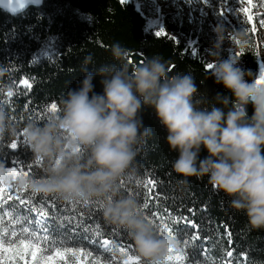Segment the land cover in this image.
Masks as SVG:
<instances>
[{
	"label": "trees",
	"instance_id": "16d2710c",
	"mask_svg": "<svg viewBox=\"0 0 264 264\" xmlns=\"http://www.w3.org/2000/svg\"><path fill=\"white\" fill-rule=\"evenodd\" d=\"M162 22L164 34L157 36ZM173 32L188 41L174 39ZM117 43L143 58L159 55L173 74L190 73L209 97L227 95L208 76L204 47L184 25L148 18L131 1L42 0L15 15L0 10V112L17 129L15 139L0 136V169L17 166L25 177L40 175L45 162L32 158L19 129L29 118L43 120L58 111L61 96L79 86L84 62L92 61L90 71L112 62L110 49ZM231 53L245 70L264 71L259 53ZM93 83L101 92L99 79ZM141 116L152 134L136 157L134 175L122 178L120 187L123 195L137 199L158 235L177 241L166 264H264V231H250L244 215L230 211L206 178L178 188L170 172L176 154L168 150L166 133L150 109ZM100 207L99 201L62 202L18 188L0 202V237L6 245L21 239L37 244L43 255L74 249L111 264H141L127 234L103 222Z\"/></svg>",
	"mask_w": 264,
	"mask_h": 264
},
{
	"label": "clouds",
	"instance_id": "9594fccd",
	"mask_svg": "<svg viewBox=\"0 0 264 264\" xmlns=\"http://www.w3.org/2000/svg\"><path fill=\"white\" fill-rule=\"evenodd\" d=\"M208 76L223 87L209 97L190 73L169 74L159 55L130 65L131 50L110 49L111 61L89 70L43 120L27 119L19 129L32 158L45 162L39 176L18 177L16 186L41 198L89 204L101 202L103 222L127 234L141 264H166L178 243L160 236L132 196L122 194V178L132 177L140 149L152 134L141 116L150 109L175 153L170 172L177 187L204 181L222 195L230 211L243 214L250 231H264V71L252 73L221 55L225 43L241 54L264 51V29L253 37L246 27L211 29ZM102 91L96 92L93 80ZM251 106V114H249ZM17 129L0 112V136ZM205 155L201 156V153ZM0 170V184L10 181Z\"/></svg>",
	"mask_w": 264,
	"mask_h": 264
},
{
	"label": "rangeland",
	"instance_id": "374dc122",
	"mask_svg": "<svg viewBox=\"0 0 264 264\" xmlns=\"http://www.w3.org/2000/svg\"><path fill=\"white\" fill-rule=\"evenodd\" d=\"M125 2H133L135 8L148 18L154 19L155 17H164L167 23L176 22L178 25H184L189 32L193 35L194 39L199 40L200 46L204 47V57L209 62L211 57L209 54L211 29L215 25H221L227 32H232L236 29L246 27L250 34L255 37L260 29H264V0H252L249 5L247 0H156L153 4L152 0H124ZM159 6L160 11H156ZM248 9L249 14L253 16L251 25L247 23L246 15L243 10ZM161 28L165 30V24L162 22ZM172 37L178 41L187 42L186 36L173 32ZM233 59H236L231 52H237L234 48L225 43L221 52H224ZM259 56L264 58V51H260L258 47ZM222 55V54H221ZM239 66L240 63L238 62ZM5 171L11 178L6 184H0V202L5 197L15 196L16 180L18 177H25V172L19 167L14 166L11 168L0 169ZM48 256L40 253L36 264L40 261L47 259ZM0 259H13L8 254H0ZM19 259V258H17ZM28 264H32L30 257H25ZM57 264H111L100 261L98 258L77 252V255L55 257Z\"/></svg>",
	"mask_w": 264,
	"mask_h": 264
},
{
	"label": "snow or ice",
	"instance_id": "6c2138e0",
	"mask_svg": "<svg viewBox=\"0 0 264 264\" xmlns=\"http://www.w3.org/2000/svg\"><path fill=\"white\" fill-rule=\"evenodd\" d=\"M121 2H124V0H121ZM153 4L156 3V0H152ZM248 4H252V0H247ZM156 11L159 12L160 8L159 6L156 7ZM244 14L246 15V20L249 25L253 22V16L249 14L248 9L243 10ZM157 36H160L164 34V28H161L159 31L155 33ZM189 44L192 43L191 40L188 42ZM193 54H195V50H193ZM208 67H211V65H208ZM52 109L55 111L56 105H52ZM12 149L18 150L17 144L13 143L11 144ZM146 207V206H145ZM41 215H44V213H41ZM147 219V217H145ZM150 223H152L151 220H149ZM41 253V247L34 243H29L28 241L21 239L18 243L15 244V246L11 244H5L4 239L0 237V254H8L13 257V259H0V264H28V260L25 259V257H30L32 264H36V261ZM72 255L75 257L77 255V252L74 249H69L68 252L61 253L57 251L55 253V257H61L67 255ZM82 254V253H81ZM54 256H48L47 259H43L40 261V264H57L56 259ZM19 258V259H17ZM79 264V262H77ZM126 264H136L135 261L129 260L126 262Z\"/></svg>",
	"mask_w": 264,
	"mask_h": 264
},
{
	"label": "water",
	"instance_id": "95a60500",
	"mask_svg": "<svg viewBox=\"0 0 264 264\" xmlns=\"http://www.w3.org/2000/svg\"><path fill=\"white\" fill-rule=\"evenodd\" d=\"M42 0H0V10L15 15L29 7H37L41 4ZM144 58L138 53H132L129 57V62L132 65L143 63ZM169 74H173V69L169 70ZM249 114H251V106H249Z\"/></svg>",
	"mask_w": 264,
	"mask_h": 264
}]
</instances>
